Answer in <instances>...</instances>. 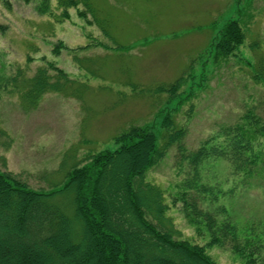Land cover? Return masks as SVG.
<instances>
[{"label":"rangeland","instance_id":"rangeland-1","mask_svg":"<svg viewBox=\"0 0 264 264\" xmlns=\"http://www.w3.org/2000/svg\"><path fill=\"white\" fill-rule=\"evenodd\" d=\"M41 2L11 0L8 6L0 0V25L5 26L0 32V130L7 132L0 134V168L13 171L34 189L59 188L87 154L118 149L116 137L135 125L148 123L160 135L165 114L177 112V123L186 132L148 171L147 179L163 189L170 206L167 215L180 237L207 244L209 236L198 235L177 196L192 173L188 155L238 122L248 107L264 116V85L252 78L250 67L255 55L264 54V0H92L108 19L113 38L93 23L83 5L69 8L66 18L58 0H49L45 14L38 9ZM242 14L250 27L248 36L236 58L220 65L214 58L216 38L223 24L241 20ZM48 62L85 83L86 89L81 98L47 92L37 106L26 108L19 87ZM189 71L191 76L172 99L167 91L157 90ZM198 169L202 182L222 192L241 181L224 159L210 157ZM219 204L242 226L261 230L262 188L238 186L234 193L221 194ZM208 205L205 200L203 207ZM208 252L219 264H245L227 248L212 246ZM261 258L258 264H264V250Z\"/></svg>","mask_w":264,"mask_h":264},{"label":"trees","instance_id":"trees-1","mask_svg":"<svg viewBox=\"0 0 264 264\" xmlns=\"http://www.w3.org/2000/svg\"><path fill=\"white\" fill-rule=\"evenodd\" d=\"M2 1L11 4V0ZM58 4L66 18L69 8L83 5L93 23L113 38L108 19L92 0H58ZM38 9L48 13L49 0H42ZM4 29L0 25V32ZM249 31L244 14L241 20L232 18L223 24L214 43L215 61L221 65L235 59ZM75 50L71 49L74 60L84 67ZM255 60L250 66L252 78L264 85V54L255 55ZM186 74L157 90L167 91L172 99L191 76L190 71ZM12 80L17 82L18 76ZM85 89V83L48 62L22 81L18 94L23 106L34 108L47 92L81 98ZM176 116L177 112L165 114L160 135L148 123L132 126L116 137L118 149L91 152L75 163L59 188L34 189L13 171L0 168V264H219L208 252L212 246L232 250L245 264H258L264 250V224L258 232L255 226H242L229 208L219 204V197L234 193L238 186L259 187L264 192V116L248 107L238 122L223 127L187 156L192 177L184 180L177 198L198 235L209 236L205 245L180 237L167 215L170 206L163 189L147 179L148 171L186 132ZM0 134L7 132L1 129ZM210 157L227 160L232 175L241 181L223 192L202 182L198 168Z\"/></svg>","mask_w":264,"mask_h":264}]
</instances>
